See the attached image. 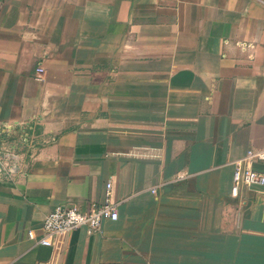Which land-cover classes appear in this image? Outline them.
<instances>
[{
  "label": "crops",
  "instance_id": "0c3cea01",
  "mask_svg": "<svg viewBox=\"0 0 264 264\" xmlns=\"http://www.w3.org/2000/svg\"><path fill=\"white\" fill-rule=\"evenodd\" d=\"M263 147L264 0H0V264H264Z\"/></svg>",
  "mask_w": 264,
  "mask_h": 264
},
{
  "label": "built area",
  "instance_id": "2783aa9c",
  "mask_svg": "<svg viewBox=\"0 0 264 264\" xmlns=\"http://www.w3.org/2000/svg\"><path fill=\"white\" fill-rule=\"evenodd\" d=\"M243 45L247 46L246 44ZM35 73L36 78L40 79L43 69L37 67ZM263 161L264 147L249 150L243 160L235 163L231 181V196H238L241 188L264 186V174L255 171L251 167V163ZM117 218L116 204L111 200V184L107 183L104 200L101 204H93L88 210H79L75 207L61 205L53 208L43 220L42 231L44 234L38 240V244L52 247V238L57 235H67L79 228H85L88 234H93L100 230L101 223L104 220L116 221ZM27 235L30 239L34 238L32 231H29Z\"/></svg>",
  "mask_w": 264,
  "mask_h": 264
}]
</instances>
